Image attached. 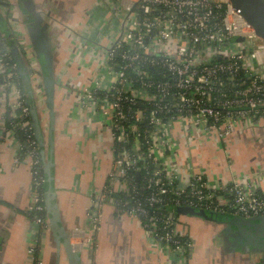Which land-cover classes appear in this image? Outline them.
I'll list each match as a JSON object with an SVG mask.
<instances>
[{
  "label": "built area",
  "instance_id": "built-area-1",
  "mask_svg": "<svg viewBox=\"0 0 264 264\" xmlns=\"http://www.w3.org/2000/svg\"><path fill=\"white\" fill-rule=\"evenodd\" d=\"M94 3L89 20L96 34L88 33L89 25L80 37L88 42L87 58L97 75L77 87L76 104L89 114L90 132L106 130L112 156L86 227L70 231L73 248L82 256L92 244L108 199L120 217L137 221L152 243L177 256L194 255V246L182 216H158L155 209L164 203L264 218V196L243 176L212 187L200 161L206 147L223 150L241 132L264 127V43L227 0ZM26 23L17 1L0 0V143L13 146V168L26 165L31 180L26 214L46 233L45 180L32 108L44 138L49 119ZM53 64L56 89L62 79ZM3 171L0 160V176ZM137 184L147 194L144 202ZM27 255L30 264H43L36 248Z\"/></svg>",
  "mask_w": 264,
  "mask_h": 264
},
{
  "label": "crops",
  "instance_id": "crops-1",
  "mask_svg": "<svg viewBox=\"0 0 264 264\" xmlns=\"http://www.w3.org/2000/svg\"><path fill=\"white\" fill-rule=\"evenodd\" d=\"M15 1L23 9L20 11L25 22L28 19L25 6L35 7L39 17L48 24V35L54 44L55 71L62 83L54 93L52 185L61 226L70 234L74 228L86 227L87 213L96 206V194L106 183L112 156L106 130L102 127L100 131L90 132L89 114L76 104L77 87L97 75L91 57L87 58L88 42L80 37L86 34L89 25L92 29L88 33L96 34L89 20L95 3L94 0ZM13 151L12 145L0 143V160L4 168L0 176V264H30L27 251L31 247L39 251L43 264H67L64 254L58 253L59 247L52 235L40 233L38 225L26 214L30 205L31 180L25 164L13 168ZM200 161L203 162L202 171L211 180L210 186L228 184L232 176H243L247 185L264 196L263 126L241 132L223 150L206 147ZM101 213V230L91 249L85 248L81 256L84 264H208L205 221L181 217L187 224L185 233L194 245V255L188 257L177 256L167 247L152 243L137 221L120 217L109 199ZM213 239L217 240L216 237ZM35 240L38 241L36 244ZM222 240L220 237L221 243ZM74 243L71 240V245ZM212 252L214 264H263L261 255L257 258L256 252L241 251L237 254L239 258L231 256L229 259H223L217 251Z\"/></svg>",
  "mask_w": 264,
  "mask_h": 264
},
{
  "label": "water",
  "instance_id": "water-1",
  "mask_svg": "<svg viewBox=\"0 0 264 264\" xmlns=\"http://www.w3.org/2000/svg\"><path fill=\"white\" fill-rule=\"evenodd\" d=\"M227 1L232 7L233 11L254 31L255 36L264 43V0ZM20 10L23 11L22 8H20ZM24 11L26 13L31 12V16H29L27 19L26 32L37 60L39 61V54L34 47V42L31 36L34 31L40 29L41 27L45 30L44 36L47 41L50 58L51 76L46 77L42 73L45 104L48 110L49 119L46 138L43 137L40 130L36 111L33 108L31 110L34 137L39 147L42 171L44 173L45 183L48 186L46 195L44 197L45 213L48 219V232L52 235L56 245L59 247L58 253L64 254L67 264H83L81 256L70 243L69 233H67L61 226L60 213L55 206L56 197L52 183L54 173L53 153L56 116L54 109V93L56 81L54 76L53 47L51 39L48 35V24L39 17V12L35 11L34 6H25ZM12 53L19 63L20 72L25 79V73L22 71V62L17 54V50L13 49ZM46 146L47 148L45 149ZM178 213L181 216H188L222 226L223 230L227 233H230L229 236L232 237V240H227L229 248L234 250L241 249L245 252L250 251V253L256 252L257 254L261 255V262L264 264V218L242 219L231 216L220 218L217 214L206 213L203 210H196L192 208H179Z\"/></svg>",
  "mask_w": 264,
  "mask_h": 264
},
{
  "label": "rangeland",
  "instance_id": "rangeland-1",
  "mask_svg": "<svg viewBox=\"0 0 264 264\" xmlns=\"http://www.w3.org/2000/svg\"><path fill=\"white\" fill-rule=\"evenodd\" d=\"M27 14H28V15H26L27 17L31 16V12H28ZM44 34H45V30L41 27L40 29H38V30L33 32L31 38H32V40L34 42V47H35L36 51L39 54V63H40V67H41L42 73L46 77H50L51 76L50 58H49L48 45H47V41L45 39ZM200 222H201V220H200ZM205 223L207 224V226H206V230L205 231L203 230V231L207 233L206 236L208 238V241H207V245L208 246H207V248L205 250V252L208 255L206 262L208 264H214L212 256H211V253H213L212 251H217L219 256L222 257L223 259L224 258L229 259V257H231V256L239 258V257H237L239 255L238 253H241L242 250L239 249V250L236 251V250L231 249V248L228 247L227 240L228 239L232 240V237L229 236V233L225 232L223 230V227L218 225V224L209 223V222H205ZM210 226H213L214 228H211ZM200 228L202 229V227H200ZM200 228H198V229L201 230ZM99 233H100V231H97V232L93 233L94 235L91 236L92 244L87 246L88 249H91V247L95 243L96 238H97ZM88 236H90V235L88 234L87 237ZM214 237L217 238L216 241L213 239ZM220 237L223 238L222 243L220 241ZM211 240H212V242H211ZM228 250L231 253H229ZM232 253H233V255H232ZM253 253L254 252H251V254H253ZM258 255L259 254H256L257 258H259ZM82 263H83V261H82ZM257 264H259V263L257 262Z\"/></svg>",
  "mask_w": 264,
  "mask_h": 264
},
{
  "label": "trees",
  "instance_id": "trees-1",
  "mask_svg": "<svg viewBox=\"0 0 264 264\" xmlns=\"http://www.w3.org/2000/svg\"><path fill=\"white\" fill-rule=\"evenodd\" d=\"M22 89H23V92H24V94H25V96H26V99L28 100V102L29 103H31L32 102V100H31V94H30V92H29V89H28V87L26 86L25 87V85L24 84H22ZM42 174H43V178H45L44 177V173H43V171H42ZM45 180V179H44ZM51 185V184H50ZM137 186L139 187L138 188V198L142 201V202H144L145 201V198H143L144 197V195L146 196L147 194H146V192H144V191H142V190H140V184H137ZM47 189H48V186L46 185V183H45V181H44V184H43V186H42V192H43V196L45 197V195H46V191H47ZM56 206V205H55ZM161 207H156V209L155 210H157V209H160L159 210V212L157 213L158 214V216H160V217H162L163 215L164 216H167V215H173L174 216V218H178V217H180L181 215L178 213V207H176V206H174L173 204H168V203H164V205L162 204V205H160ZM206 213H213V212H209V211H205ZM213 214H217L220 218H224V217H226V216H231V217H233L231 214H229L228 212H226V213H213ZM29 216H30V218H31V214H28Z\"/></svg>",
  "mask_w": 264,
  "mask_h": 264
},
{
  "label": "flooded vegetation",
  "instance_id": "flooded-vegetation-1",
  "mask_svg": "<svg viewBox=\"0 0 264 264\" xmlns=\"http://www.w3.org/2000/svg\"><path fill=\"white\" fill-rule=\"evenodd\" d=\"M230 234V233H229Z\"/></svg>",
  "mask_w": 264,
  "mask_h": 264
}]
</instances>
